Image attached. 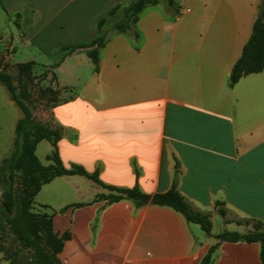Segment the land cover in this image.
Masks as SVG:
<instances>
[{"label":"crops","instance_id":"0c3cea01","mask_svg":"<svg viewBox=\"0 0 264 264\" xmlns=\"http://www.w3.org/2000/svg\"><path fill=\"white\" fill-rule=\"evenodd\" d=\"M132 1L3 3L7 12L30 14L24 43L51 51L92 36L113 4ZM261 2L159 0L140 14L138 40L111 34L99 71L86 49L54 68L57 85L72 94L51 110L67 168L78 164L107 185L151 195L176 185L213 221L212 235L204 236L200 224L170 206L108 203L97 196L111 191L94 180L58 176L35 198L56 210L54 231L67 235L62 264H200L217 234L247 233L259 221L264 227V69L230 84ZM211 264H263L261 245L221 241Z\"/></svg>","mask_w":264,"mask_h":264},{"label":"rangeland","instance_id":"374dc122","mask_svg":"<svg viewBox=\"0 0 264 264\" xmlns=\"http://www.w3.org/2000/svg\"><path fill=\"white\" fill-rule=\"evenodd\" d=\"M124 6L121 3L115 17L106 22V29H111L114 19L123 16ZM29 20L28 12L18 17L0 6V71L10 74L17 91L23 93L36 125L57 129L51 110L67 95L56 83L53 64L62 52L60 48L40 51L38 46L25 44L23 35ZM22 116L21 108L0 82V167L15 149V126ZM50 149L49 140L37 145L36 155L44 167L51 163L47 159ZM48 175L35 168L16 172L0 169V256L5 264H62L58 252L60 239L48 228L47 214L56 210L39 205L34 197L38 184ZM215 227L223 228L221 218L215 220ZM200 231L206 236L203 229Z\"/></svg>","mask_w":264,"mask_h":264},{"label":"trees","instance_id":"16d2710c","mask_svg":"<svg viewBox=\"0 0 264 264\" xmlns=\"http://www.w3.org/2000/svg\"><path fill=\"white\" fill-rule=\"evenodd\" d=\"M159 0H133L131 3L124 6V14L121 18L114 19L111 29H106V22L115 17L118 11L122 8L121 2L113 4L108 11L103 14L96 25L95 32L92 36L82 38L75 42H70L60 47L62 55L60 59L55 62L54 68L68 55L72 54L78 49H86L87 55L95 64V70L99 71L100 52L106 46L112 33L124 32L130 33L136 40L140 38V33L137 28V23L140 14L149 6L155 5ZM0 6L5 10L3 0H0ZM20 16V14H16ZM264 69V0L259 5L258 16L253 24L252 34L245 44L242 53L235 62L231 75L230 84L235 85L243 76L260 72ZM0 82L4 84L10 94L12 101H14L22 110L23 116L20 117L15 126V149L9 157L4 158L0 167L1 170L9 168L11 172H16L20 169L35 168L45 170L49 173L37 186L34 197L41 189V187L52 181L54 178L62 175H84L102 187L111 191L110 194H98V199H106L108 203H113L122 199H128L134 202L137 207H142L148 204L170 206L182 213L190 222L198 223L202 229L212 235L213 221L210 214H203L196 212L182 193L178 190L176 185H173L170 190L164 193L147 194L143 192L138 186L133 188H118L103 183L97 173H89L83 166L73 164L67 168L59 155L58 141L61 137V128L58 125L57 129L49 127H39L33 121L30 110L23 100V93L17 91L16 85L10 74L0 71ZM42 140H49L53 146L52 152L47 155V159L51 161L48 166L42 164L36 155L37 144ZM83 203H76L72 206L80 207ZM46 207V206H43ZM66 206L61 209L64 212L68 209ZM219 213L222 216L226 215V210L220 208ZM50 219L49 230L53 232L60 242L58 252L62 250L63 241L67 235L59 237L54 231L53 214H47ZM24 217V214H22ZM218 243L212 245L207 254L202 258L200 264H211L213 255L218 248L221 241H247L259 242L261 245V260L264 264V227L262 222H256L254 229L247 233H239L234 231L224 230L222 233L215 236Z\"/></svg>","mask_w":264,"mask_h":264}]
</instances>
